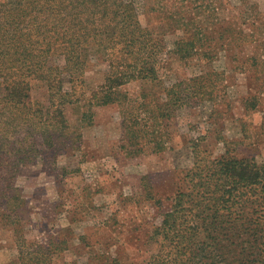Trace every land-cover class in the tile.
Segmentation results:
<instances>
[{"label":"rangeland","instance_id":"obj_1","mask_svg":"<svg viewBox=\"0 0 264 264\" xmlns=\"http://www.w3.org/2000/svg\"><path fill=\"white\" fill-rule=\"evenodd\" d=\"M128 1L161 45L156 77L90 103L109 65L89 51L66 135L17 175L23 232L0 223V264H150L188 168L221 154L264 161V0ZM179 82L187 91L160 119Z\"/></svg>","mask_w":264,"mask_h":264},{"label":"trees","instance_id":"obj_2","mask_svg":"<svg viewBox=\"0 0 264 264\" xmlns=\"http://www.w3.org/2000/svg\"><path fill=\"white\" fill-rule=\"evenodd\" d=\"M92 49L106 56L109 69L90 103L113 102L123 83L156 77L161 45L131 1L0 0V223L15 236L22 237L25 204L17 175L66 135L65 108L80 101ZM36 85L42 100L33 97ZM183 90L182 82L164 89L160 119ZM180 188L187 192H177L155 230L166 253L150 264H197L200 257L208 264H264V161L221 154L188 168Z\"/></svg>","mask_w":264,"mask_h":264}]
</instances>
